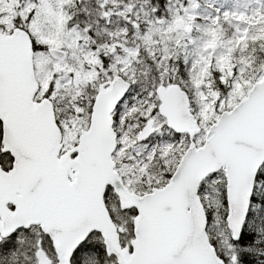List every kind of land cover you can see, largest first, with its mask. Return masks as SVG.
<instances>
[{"label": "snow or ice", "instance_id": "1", "mask_svg": "<svg viewBox=\"0 0 264 264\" xmlns=\"http://www.w3.org/2000/svg\"><path fill=\"white\" fill-rule=\"evenodd\" d=\"M0 264H264V0H0Z\"/></svg>", "mask_w": 264, "mask_h": 264}]
</instances>
